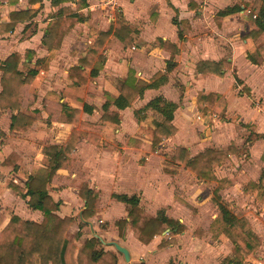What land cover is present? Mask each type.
<instances>
[{"label": "crops", "instance_id": "crops-1", "mask_svg": "<svg viewBox=\"0 0 264 264\" xmlns=\"http://www.w3.org/2000/svg\"><path fill=\"white\" fill-rule=\"evenodd\" d=\"M4 2L6 10L0 6V23L9 22L12 12H25V16L17 21L13 31L0 33V36L16 29L25 32L36 27L37 20L46 13L45 24L37 29V36L39 46L47 54L36 56L33 47H25L0 60L1 63L8 55L18 53L20 70L23 71L20 65L38 70L34 81L46 73L53 52L60 48L62 41L76 28L89 29V19L100 15L96 10L98 5L109 4L107 8L112 9L107 20L105 12L100 11L103 15L101 27L85 46L79 42L81 52L65 70L68 85L76 92L88 83H96V94L90 90L86 92L87 98L82 99L78 94L73 98L50 90L41 99V103L43 99L65 103L80 110V120L103 124L98 133L102 144L97 146L85 137L80 138L74 149V164L68 169L57 170L47 185L49 195L59 202L56 213L60 217L74 218L68 233L78 229L85 207L79 189L86 184L98 191L99 204L97 213L83 227L82 238L98 237L105 250L116 254L117 264H264V219L252 213L257 211L252 204H238L239 199L258 197L264 207V198L250 186L259 183L264 171V54L259 52L264 37L255 32L259 25L254 20L264 12V0H0V5ZM225 11L230 12L221 15ZM118 21L122 25H117ZM129 70H133V78L152 86L135 95L126 107L118 108L114 99L120 94L119 81L128 76ZM69 74L74 75V81ZM107 75L114 78V84L105 79ZM208 94L221 96L225 108L210 109L203 115L198 109L197 98ZM159 96L175 104L171 124L176 132L161 141L154 153L150 151V144L153 121L158 119L153 116L161 120L163 117L150 107L142 112L139 110ZM69 98L80 103L69 102ZM107 100L109 110L118 113V123L101 120L102 106ZM240 101H244L249 115L240 114L232 107ZM85 104L92 110L84 111ZM34 108L41 111L42 118L26 132L11 130L10 110H0L7 118L5 125H0V177H3L0 179V211L6 217L4 223L11 214L38 223L42 220L41 211L30 208L25 198L8 187V182L24 186L33 169L45 164L42 146H61L71 131L78 129V124L55 119L48 126L51 127L48 133L62 137L40 142L45 130L38 124L54 118L47 117L42 104L40 107L32 105L30 110ZM195 125L201 128L200 137L196 134L186 136ZM110 131L114 133L109 134ZM177 146L186 148L189 158L206 149L227 150L230 147L232 150L203 176L183 165L175 174H167L163 162H172ZM160 147L170 150L162 160L158 153ZM12 154L17 157V169L2 164ZM259 159L262 160L259 170L248 167L250 162L252 166ZM233 163L243 169L238 171ZM238 178L243 181L239 186L240 194L234 205H229V198L222 192L238 189ZM173 180L180 183L189 180L191 197L184 196L186 186H181L175 194ZM132 194L139 196V206L147 213L155 216L163 210L166 216L179 221L183 230L169 236L166 229L147 244L134 236L129 224L119 235L115 222L126 217L127 206L115 195ZM215 195L229 213L244 219L242 227L224 229L226 225ZM113 217L108 228L107 220ZM168 238L173 241L159 248L161 241ZM113 243L128 250V262Z\"/></svg>", "mask_w": 264, "mask_h": 264}, {"label": "trees", "instance_id": "trees-1", "mask_svg": "<svg viewBox=\"0 0 264 264\" xmlns=\"http://www.w3.org/2000/svg\"><path fill=\"white\" fill-rule=\"evenodd\" d=\"M230 12V11H227ZM221 12V15L226 14ZM25 12L10 13L9 22L0 23V33L13 31L17 21L24 19ZM256 17V16H255ZM264 12L254 19L258 23L259 30L264 37ZM117 25H122L120 21ZM50 33V32H49ZM49 35V34H48ZM47 35V36H48ZM50 39V36L47 38ZM264 42L259 46V52L264 54ZM20 55L12 53L0 63V110H10V129L20 132L29 130L35 122L42 118L41 111L30 107L36 101V95L24 92L23 87L29 84L36 76L38 70L29 68L26 72L18 68ZM171 63V62H169ZM78 67L75 71H78ZM219 73L220 71L217 70ZM133 70H129L128 76L119 81V96L114 99V104L118 108L126 107L133 97L141 94L147 87L152 86L143 80L133 78ZM78 75V73L76 74ZM69 78L74 81V75L69 74ZM85 82V79H81ZM198 108L204 115L210 109H224L225 101L221 96L214 94L200 95L197 98ZM42 108L48 118H56L59 122L78 124V129L71 131L63 145H43L42 154L45 156L44 166H36L25 181L24 186L15 181L8 182V187L26 199L28 206L34 210L41 211L43 218L38 223L25 220L16 214H11L6 223V217L0 211V264H117V256L109 250H105L103 243L96 236L82 238V229L86 222L93 217L99 204L98 191L90 189L83 184L79 189V196L84 199L85 207L81 212V220L78 229L70 236L68 231L74 221L72 216L60 217L56 212L59 209V202L49 195L47 185L51 182L56 171L68 169L75 162V152L77 142L85 137L87 141L100 146L101 139L98 133L102 129V123H91L80 120V110L70 107L65 103L53 102L47 99L42 100ZM108 100L102 106L101 120L118 123V113L109 110ZM152 108L159 112L163 119L154 120V134L150 144L151 151H155L157 145L175 134L176 128L171 124L175 104L166 101L161 96L150 100L139 112ZM22 109L30 112H24ZM84 111H91L88 105L83 106ZM130 143V142H129ZM105 145L107 143H104ZM232 148L227 150L206 149L189 158L186 148L177 146L172 162L164 166L167 174H175L179 166L189 168L198 176H203L211 171L222 160L227 158ZM17 157L12 154L7 157L2 164L11 165L17 169ZM144 162V159L141 160ZM251 188L257 189L260 196L264 198V171L259 183H251ZM218 196L214 199L217 202L221 218L228 231L230 227H242L244 219L229 213L219 202ZM117 200L122 201L127 206V215L115 222L119 235L124 233L126 225H130L134 236L144 244L149 243L155 235L161 234L166 229L169 236L175 235L183 230V225L168 216L163 210L157 212L155 216L147 214L140 206V198L136 194L115 195ZM173 241L172 238L164 239L159 244L162 248ZM140 264H143L142 262ZM172 264V263H170Z\"/></svg>", "mask_w": 264, "mask_h": 264}, {"label": "rangeland", "instance_id": "rangeland-1", "mask_svg": "<svg viewBox=\"0 0 264 264\" xmlns=\"http://www.w3.org/2000/svg\"><path fill=\"white\" fill-rule=\"evenodd\" d=\"M5 4H7V3L6 2L1 3L0 6H1V8H4L6 10V8L4 7ZM107 5H109V4L98 5L96 7V10H98L100 15H98L97 17H91L89 19V22H88L89 29L88 28L85 29V27L76 28L75 31L71 33V35L69 36L68 39H66L65 41H62V44L60 45V48H58L56 51L53 52L52 60L50 62V65H49L48 70L46 71V73L43 74L41 77H39V80H36V81L33 80L29 84L25 85V87L22 88L24 92H29L30 94H35V95L37 94L38 95V98L36 97V101L34 102L33 107L37 106V105L40 107L41 106L42 96L47 91H50V90H54L57 93H63V94L66 93L70 97H73V98H75L74 94H78L79 96L82 97V99H86L87 98L86 97V94H87L86 92H88L90 90L95 91V94H96V90H97V85H95L96 83H94V84L88 83L83 90H80V91L76 92L75 89H73L72 87H70V85H68V80L66 79V76H65V70H66V68L68 67V65L70 63L75 61V59L77 57V54L78 53L80 54L81 50L79 48V42L84 43V46H85L87 43L90 42V39L93 36L94 32L97 31L98 28L101 27V18H102L103 15L100 13V11L105 12L104 16H105L106 20H107V17L112 13V9H110L109 7L107 8ZM4 9L3 10L1 9L2 10L1 13L4 12ZM106 9L109 10V11L106 12L105 11ZM45 14H44V16L42 15V17H40L37 20L36 27H30L25 32H21V31L16 29L11 34L0 36V60H1V58H4V56L6 54H8V53H10L12 51L23 50L25 47H33L35 49V53H36L35 55L36 56L37 55L42 56V55L47 54L44 51V49H42L39 46L38 36H37V29L40 28L43 24H45L44 23ZM106 24H108V21H106ZM110 47H112V46H110ZM117 53H119V52L117 51L116 54ZM28 66H30V65H24V66L20 65L19 67L21 69H23L24 72H26L29 68H31V67H28ZM121 70H122V67L120 68V71ZM105 79L107 81H109L110 83L114 84V78L110 77V75L105 76ZM68 101L69 102H75V103H78V104L80 103L79 101H76V100H74L72 98H69ZM53 102H55V101H53ZM243 102L244 101H240L239 103H236V104L233 103L234 105L232 104L233 105L232 107L238 109L240 114H243V115L245 114V116H246V115H249V112L245 109V107H244L245 105H244ZM199 111L202 112L200 109H199ZM157 117L153 116V118L161 120L160 117L159 118H157ZM52 118H54V117H52ZM55 119L56 118L50 119L49 121L46 120L47 123H45V124H38V125L42 126V128H44V130H45L44 135L40 136L41 137L40 138V140H41L40 142H43V141H47L48 142L51 139L59 140L62 137V135H60V134H57L56 136H53L52 133L51 134L48 133V130H50L49 128H51V127H48V126L50 125V123L55 122ZM5 122H7V118L3 117V115L0 114V125L4 126ZM198 126L199 125L193 126L191 128L192 130L190 132L187 131L185 135L187 136L188 134H196L197 136H199V134H201V131H200L201 128H199ZM113 133H114L113 131L109 132V134H113ZM158 153L160 154V159L162 160L163 158L167 157V154L170 153V150L168 148L160 147L158 149ZM261 161L262 160L259 159V161L253 162L252 166H250L251 165V162H250L248 167H251L255 171H257V170H259L258 169L259 166H262L261 165ZM263 162H264V160H263ZM167 163L168 162L165 160V162H163L164 166L168 165ZM239 165H240V163H239ZM255 165H258V166H255ZM233 166L238 171H241L243 169V167H241V165L239 167H236V163H233ZM2 178L3 177H0L1 180H3ZM160 181H161V179H158V182H160ZM237 181H238V189L232 190V192L229 191V190H224L222 192L223 195L226 198H229L228 200L226 198H224V199L227 200V203L229 205H231V204L234 205V201L236 200L237 195L240 194L239 193V186L241 185V183L243 181H241L239 178L237 179ZM187 182H189V180H187L184 183H180L178 180H175V181L173 180L171 182V184L175 188V194H177L178 191L181 190L180 189L181 186H184V187L186 186L185 190H184V196H188V198L191 197V195H190L191 184L187 183ZM161 183H164V182H161ZM208 186L210 188L212 186V183L209 184ZM51 188H54V187H51ZM202 195L203 194L201 192L200 193V198H202ZM98 198H99V194H98ZM238 202H239L238 204H241L242 206L244 204H246V205L252 204L253 207H255L256 210H257V211L253 210L252 213L254 215L258 216L259 218H263L264 219V207L263 206L261 207L263 202H262V200L260 198H258V197H256V198L255 197L254 198L253 197H247V198H244V199H239ZM212 204H213V206L215 208V212H217L216 206L214 205V203H212ZM12 211H14V210H12ZM9 212H10V210L7 209L6 213H9ZM252 213L251 214L249 213V216L252 215ZM147 214H149V213H147ZM149 215H151V214H149ZM99 219L103 220V219H101V217ZM113 219H114V217L110 218L109 220H107V222L109 223V226L106 223L108 228L111 226V223H112ZM106 224L103 225V226H106ZM70 232L68 233L69 235H71ZM96 233L98 234V232H96ZM163 254H162V256H163Z\"/></svg>", "mask_w": 264, "mask_h": 264}, {"label": "water", "instance_id": "water-1", "mask_svg": "<svg viewBox=\"0 0 264 264\" xmlns=\"http://www.w3.org/2000/svg\"><path fill=\"white\" fill-rule=\"evenodd\" d=\"M164 233H165V232H164ZM113 246L115 247V249H116L118 252H120V253L123 255L124 260L128 262L129 259H130V256H129V252H128V250H127L125 247L119 245L118 243H113Z\"/></svg>", "mask_w": 264, "mask_h": 264}]
</instances>
